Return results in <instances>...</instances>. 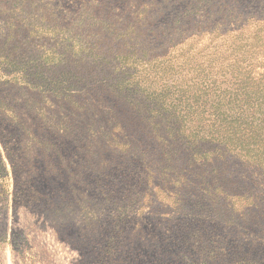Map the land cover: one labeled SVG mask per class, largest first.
I'll return each instance as SVG.
<instances>
[{"label":"rangeland","instance_id":"1","mask_svg":"<svg viewBox=\"0 0 264 264\" xmlns=\"http://www.w3.org/2000/svg\"><path fill=\"white\" fill-rule=\"evenodd\" d=\"M167 40L264 101V0H0V264H264V144L179 134L138 45Z\"/></svg>","mask_w":264,"mask_h":264},{"label":"trees","instance_id":"2","mask_svg":"<svg viewBox=\"0 0 264 264\" xmlns=\"http://www.w3.org/2000/svg\"><path fill=\"white\" fill-rule=\"evenodd\" d=\"M48 32L46 30L38 36H32V38L35 39L37 37L39 42L45 44L47 39H49V37H45V35H48ZM9 38L13 40V43L17 41L16 44H23L22 41H19L20 34L18 32ZM151 38L149 37V39ZM146 43L148 41L139 43L138 45L143 48L142 54L148 57V61L146 62L148 63L147 68L151 71V73L146 75V80L150 81L149 84L154 88L152 91H148L151 94L149 98L155 97L159 99L157 103L162 105L159 109L164 107L165 113L169 112L171 116L175 115L179 117L178 119L182 125L180 127L182 131L179 134H182L183 130L186 129V121L197 120L200 114L208 113L213 115L212 109L217 113V116L213 115L215 123H226L233 132L247 133L255 142L259 141L264 144V101L255 103V100H251L247 103L243 100L242 102L239 100V97L244 94H246V97L251 92V88L248 85L245 87V93L227 92L222 89L220 83L217 84L215 81H210L209 79V76L211 77L213 72L209 67L204 68L203 64L205 62H203L201 55L205 52L210 53L212 50V54H216V44L213 45L211 43L209 46H205L206 48L203 47L205 49L196 50L198 41H192L187 44L182 41L180 44V46H184L182 49L172 50L177 47L173 46L174 43L172 41L167 40V49L164 52H160L159 49L154 48L145 50L144 45ZM17 51L15 47L13 51L10 50L8 54L5 53L3 56L11 57L12 59H9L11 64L24 67L23 64H17V62L22 61V57L18 61L13 58ZM193 52L198 53L192 54ZM121 54L123 57L127 55L125 52ZM197 54L199 56L195 57ZM33 61L39 62L37 59ZM140 67L141 65L139 64L128 75L135 76ZM190 74L192 75L191 80L186 77ZM137 89L145 90L143 84L137 87ZM240 151H244V147ZM258 152L264 153V150H259Z\"/></svg>","mask_w":264,"mask_h":264}]
</instances>
